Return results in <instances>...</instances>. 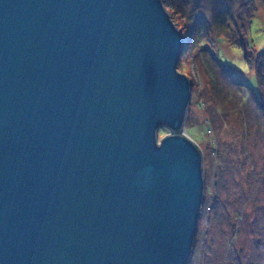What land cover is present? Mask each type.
<instances>
[{"label": "water", "instance_id": "95a60500", "mask_svg": "<svg viewBox=\"0 0 264 264\" xmlns=\"http://www.w3.org/2000/svg\"><path fill=\"white\" fill-rule=\"evenodd\" d=\"M186 42L163 0H0V264L189 263Z\"/></svg>", "mask_w": 264, "mask_h": 264}, {"label": "rangeland", "instance_id": "374dc122", "mask_svg": "<svg viewBox=\"0 0 264 264\" xmlns=\"http://www.w3.org/2000/svg\"><path fill=\"white\" fill-rule=\"evenodd\" d=\"M163 2L186 37L200 36L178 65L193 82L185 133L203 151L206 182L188 264H264V0Z\"/></svg>", "mask_w": 264, "mask_h": 264}, {"label": "trees", "instance_id": "16d2710c", "mask_svg": "<svg viewBox=\"0 0 264 264\" xmlns=\"http://www.w3.org/2000/svg\"><path fill=\"white\" fill-rule=\"evenodd\" d=\"M248 12H250V11H248ZM254 14H255V10L253 9V11H251L250 12V14H249V16H248V18H247V21H248V23H249V29H248V31L250 30V28H251V26H252V24H253V19H254ZM197 37L199 38L200 36L199 35H197V34H195V35H193L192 33L190 34V36L189 37H186L187 38V42H186V50H185V52L186 51H189V50H191L192 49V47H193V41H194V39H197ZM243 49H244V46H243ZM184 52V53H185ZM261 53L262 54H264V50H262L261 51ZM212 56H213V58L219 63V65L220 64H222L221 62H220V60L218 59V57L214 54V53H212ZM223 65V67L225 68V70H227L228 71V73H229V75L231 76V78L232 79H234L238 84H242V82L243 81H241L240 80V78H238V75L236 74V72L234 71V70H232L230 67H228L227 65H224V64H222ZM258 83H260L259 82V79H258ZM260 88V87H259ZM261 90V89H260ZM261 98L263 99L264 98V94H262V92H261ZM257 100H259V99H257ZM259 101H261V100H259ZM210 119L208 118L207 119V122H206V125H208L207 127H208V129L210 130V131H212V129H211V126L212 125H210V121H209ZM200 134H202V132L200 133ZM195 139V138H194ZM213 145L215 146V144L213 143ZM212 145V148L215 150V147Z\"/></svg>", "mask_w": 264, "mask_h": 264}]
</instances>
